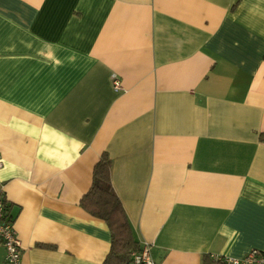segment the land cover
Returning a JSON list of instances; mask_svg holds the SVG:
<instances>
[{"label":"crops","instance_id":"crops-1","mask_svg":"<svg viewBox=\"0 0 264 264\" xmlns=\"http://www.w3.org/2000/svg\"><path fill=\"white\" fill-rule=\"evenodd\" d=\"M104 153L157 264L264 250V0H0L21 264H103L111 231L80 201Z\"/></svg>","mask_w":264,"mask_h":264},{"label":"trees","instance_id":"trees-1","mask_svg":"<svg viewBox=\"0 0 264 264\" xmlns=\"http://www.w3.org/2000/svg\"><path fill=\"white\" fill-rule=\"evenodd\" d=\"M112 160L104 153L93 170L90 189L80 205L95 217L103 219L111 231V248L103 264H128L133 252L141 248L129 222L125 208L112 185ZM5 200V220L13 222V216ZM203 264H214L210 254L204 256Z\"/></svg>","mask_w":264,"mask_h":264},{"label":"built area","instance_id":"built-area-1","mask_svg":"<svg viewBox=\"0 0 264 264\" xmlns=\"http://www.w3.org/2000/svg\"><path fill=\"white\" fill-rule=\"evenodd\" d=\"M115 91L122 89V81L118 75L113 76ZM5 194L0 185V243L5 247L6 264H21L22 244L14 229L13 222L5 220ZM152 243H144L132 254L128 264H157L152 255ZM214 264H264V250L253 249L241 258L224 254H210Z\"/></svg>","mask_w":264,"mask_h":264}]
</instances>
